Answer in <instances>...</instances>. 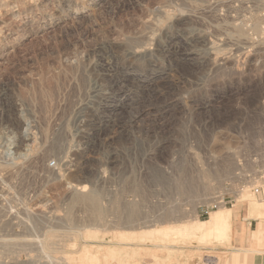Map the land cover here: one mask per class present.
I'll use <instances>...</instances> for the list:
<instances>
[{
  "label": "rangeland",
  "instance_id": "374dc122",
  "mask_svg": "<svg viewBox=\"0 0 264 264\" xmlns=\"http://www.w3.org/2000/svg\"><path fill=\"white\" fill-rule=\"evenodd\" d=\"M255 157L264 31L252 0H0V264H83L126 248L153 264L151 239L121 241L116 229L207 220ZM85 192L97 208L76 202ZM246 192L223 203L241 219L250 196L264 209ZM193 242L173 244L181 264L188 252L204 258L187 264L240 256L233 237Z\"/></svg>",
  "mask_w": 264,
  "mask_h": 264
},
{
  "label": "bare ground",
  "instance_id": "6f19581e",
  "mask_svg": "<svg viewBox=\"0 0 264 264\" xmlns=\"http://www.w3.org/2000/svg\"><path fill=\"white\" fill-rule=\"evenodd\" d=\"M100 128V127H99ZM94 130V129H92ZM86 131V130H85ZM82 132V131H81ZM90 135V133H89ZM89 137V136H88ZM12 145V144H11ZM208 174V173H207ZM207 174L204 172V175H206L205 177V180L206 181L204 183V191L203 193L205 194H210V195H214V193H212L213 191V188H211V184L213 182V180L210 178V175L209 177H207ZM246 192V191H245ZM244 192V193H245ZM87 193L86 195L83 194V195H79L78 197H75L77 198L76 199V202L77 201H81L80 203L84 202V203H87L89 204L91 207H98L97 206V200L95 198V196H93V194L90 192L88 194V192H85ZM247 193V192H246ZM81 194V192L79 193ZM203 194V195H205ZM247 195V194H246ZM77 196V195H76ZM215 196V195H214ZM212 197V196H211ZM218 197V196H217ZM74 198V199H75ZM207 198H210L207 196ZM216 198V197H215ZM211 199V198H210ZM218 198H216L217 200ZM247 201H249V204H247V211H246V215H245V218H244V222L241 223L239 226H238V229H237V235L239 236L240 240H241V244L239 246L236 245V249L234 250V252H236V254H240V256L238 255V257H231V258H228L227 261H224L223 264H257L259 262V259L263 258L264 257V243L260 242L259 240V237H260V234L263 233L260 228L258 229L259 230V233H258V239L256 240V242L253 244V248L252 249H245V247L248 245V236H249V230H248V225H247V222L248 221H251V220H257L258 222L262 223L264 221V209H263V206H261V204H259V202H255L254 200H252V196H250V198H246ZM205 200V199H204ZM208 200V199H207ZM213 201V199H211ZM75 202V201H74ZM75 202V203H76ZM205 202H208L205 200ZM216 202V201H214ZM79 203V204H80ZM83 203V204H84ZM210 203H213V202H210ZM219 203V202H218ZM262 203V202H261ZM206 204V203H205ZM215 203H213L214 205ZM73 205V204H72ZM86 205V204H84ZM209 205V204H208ZM216 209L209 212V217L207 220H199V219H191V220H188V221H178V223L176 222L175 225H168L166 223V226H160V227H153V228H149V227H146L145 226H141L142 228H147V229H144V230H141L142 228L140 227L139 225V229L141 231H134L133 229V226L135 224H131V220H137V219H134L132 216H131V220L130 217H128L127 219L130 221V224L132 225V227L130 226L129 229L131 228V231H129L130 233H126V230L125 232L123 231V228H120L118 225V228L120 229H116L117 231L115 233H113L114 235L117 234V236L119 237V239L121 241H147L148 239H151V241L153 242V251L150 252L149 254V257H150V260L153 264H157L158 262H162V264H181L183 261H180L179 259H177L176 257H174L175 255L174 252L172 253V250H174V245L175 242H178V243H181V242H185L188 240H192V241H196V242H200L201 243H208L210 244L211 242H216V243H227L231 240L232 238V234L234 232V217H235V214L232 210L230 209H227L222 205H217L216 204ZM74 207V206H73ZM178 207V205H177ZM100 208V207H99ZM171 208V207H169ZM181 208V207H180ZM69 209V208H68ZM72 209V208H71ZM134 209V208H133ZM162 209V208H161ZM173 209V208H172ZM94 210V209H93ZM168 210V209H167ZM172 211V212H171ZM169 209V212H165L167 213V215H163V217H166L168 216V218H172V217H175V216H172L174 214V211L175 210H171ZM105 212V211H104ZM107 212V211H106ZM130 213V212H129ZM176 213V211H175ZM180 213V212H179ZM178 213V214H179ZM177 214V215H178ZM161 215V216H162ZM176 215V218L179 216ZM183 215V214H182ZM95 216V215H93ZM96 216L97 218H99L101 215H100V212L97 213L96 211ZM95 216V218H96ZM136 216V215H135ZM134 216V217H135ZM159 216V215H158ZM172 216V217H170ZM181 216V215H180ZM96 218V219H97ZM104 218V216H103ZM69 219V218H68ZM73 219V218H72ZM101 219V218H100ZM179 219V218H178ZM95 220V219H94ZM102 220V219H101ZM99 220V222L101 221ZM98 220H96L97 222ZM160 221V220H159ZM157 221V222H159ZM121 222V221H120ZM134 222V221H132ZM165 222V221H164ZM119 223V222H118ZM124 223V222H123ZM129 223V222H128ZM175 223V222H174ZM128 225V224H126ZM142 225V224H141ZM260 226V225H259ZM122 227V226H121ZM128 227V226H126ZM125 227V228H126ZM127 229V228H126ZM115 230V229H114ZM138 230V229H137ZM128 231V229H127ZM94 232V231H92ZM96 233H98L97 231H95ZM79 233V232H78ZM100 233V231H99ZM111 234V232H110ZM78 235V234H77ZM81 235V234H80ZM79 236V235H78ZM75 237V236H74ZM115 241V239H114ZM193 242V243H194ZM39 243V242H38ZM41 243V242H40ZM147 243V242H146ZM115 244V243H114ZM120 244V242H119ZM123 244V243H122ZM143 244V243H142ZM142 244H139V245H142ZM187 244V243H185ZM116 245V244H115ZM126 245V244H125ZM129 245V244H128ZM146 245V244H145ZM117 246V245H116ZM124 246V245H123ZM133 246H138L137 243L136 244H133ZM183 246V245H182ZM184 246H187V245H184ZM203 246V245H202ZM251 246V245H250ZM119 247V246H118ZM130 247V246H129ZM139 247V246H138ZM178 247V246H177ZM198 247V246H197ZM200 247V246H199ZM211 247V246H210ZM45 245L44 243H42V250L45 251ZM110 248V247H109ZM114 248V246H113ZM133 248V247H132ZM174 248V249H173ZM137 249V248H136ZM204 249V248H203ZM38 250V249H37ZM47 250V249H46ZM121 250V249H120ZM119 250V251H120ZM123 250V249H122ZM127 248L124 249L123 251H120V253H117L118 250H114V249H108L107 253L104 254V260H101L99 259L96 255L94 256H89L88 258L86 257L85 254H82L79 256V258H81V260L84 261L83 264H106L108 261H114L116 264H137L136 260H135V257L132 258L130 256V254L127 253ZM198 250V249H197ZM130 251V250H129ZM133 251V250H132ZM188 251V250H187ZM190 251V250H189ZM192 251V250H191ZM46 255L45 257L48 259V260H52L54 258H52L48 253L47 251H45ZM44 252V253H45ZM94 252V251H93ZM102 252V251H101ZM122 252V253H121ZM140 252V253H139ZM137 254H133V256H136V258L138 257H143L144 255L141 253L143 251H139ZM197 252V251H196ZM201 252V251H200ZM79 253V252H78ZM104 253V252H103ZM147 253V252H146ZM41 254V253H40ZM73 254V253H72ZM100 254V253H99ZM123 254V256L121 255ZM167 255L168 257L165 259V260H162V256L164 257V255ZM183 254V253H182ZM43 255V254H42ZM103 255V254H101ZM180 255V254H179ZM178 256V254H177ZM183 255H181L182 257ZM211 256V255H210ZM102 257V256H101ZM185 259H184V263H189V261L193 260V257H198L199 259H203L204 256L201 254V253H191V252H188V254H186L185 256ZM207 257V256H205ZM64 258V257H63ZM70 257H68V259H62V261H66L67 263L70 261L69 259ZM78 258V257H77ZM78 258V259H79ZM211 258V257H210ZM215 258V257H214ZM74 258L72 257L71 260H73ZM85 259V260H84ZM235 259V261H234ZM60 260V259H58ZM75 260V259H74ZM79 260V261H81ZM182 260V258H181ZM195 260V259H194ZM200 260V262H202ZM207 261V259H205ZM204 260V261H205ZM53 261V260H52ZM198 261V260H197ZM71 262V261H70ZM140 262V260H139ZM138 262V264H139ZM262 262V261H261ZM53 263V262H52ZM57 264L58 262H54V264ZM195 263V262H193ZM192 263V264H193ZM203 263V262H202ZM207 263V262H206ZM216 263H219V262H215ZM221 263H222V260H221ZM60 264V262L58 263ZM64 264V263H63ZM66 264V263H65ZM112 264V263H111ZM204 264V263H203ZM208 264V263H207Z\"/></svg>",
  "mask_w": 264,
  "mask_h": 264
},
{
  "label": "built area",
  "instance_id": "2783aa9c",
  "mask_svg": "<svg viewBox=\"0 0 264 264\" xmlns=\"http://www.w3.org/2000/svg\"><path fill=\"white\" fill-rule=\"evenodd\" d=\"M253 1V26H258L264 31V0ZM253 168L250 171L240 169L234 173L225 186V195H222L220 204H230L233 207L235 204L242 202L244 192L259 196L258 200L264 203V157L261 161L258 157L252 160ZM235 192L230 193L233 187ZM227 191V192H226ZM231 194V195H229ZM228 200L227 202H224ZM8 233V232H7Z\"/></svg>",
  "mask_w": 264,
  "mask_h": 264
},
{
  "label": "crops",
  "instance_id": "0c3cea01",
  "mask_svg": "<svg viewBox=\"0 0 264 264\" xmlns=\"http://www.w3.org/2000/svg\"><path fill=\"white\" fill-rule=\"evenodd\" d=\"M244 213H245V211H244ZM235 214V216H236V220H234V232H233V234H232V237L234 238V240L236 241V242H238L239 243V245L241 244V240H240V238H239V236L237 235V229H238V226L241 224V223H243L244 222V219H241L240 217H239V215H238V213H234ZM248 225V224H247ZM260 225V226H259ZM260 228V230L264 233V224H259V223H257L256 222V229L254 230V231H250L249 230V236H248V240H247V242H248V244H254L255 242H256V240L258 239V233H259V229Z\"/></svg>",
  "mask_w": 264,
  "mask_h": 264
}]
</instances>
